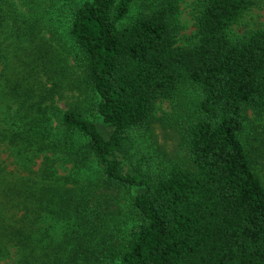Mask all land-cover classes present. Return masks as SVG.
Returning <instances> with one entry per match:
<instances>
[{
	"label": "trees",
	"instance_id": "obj_1",
	"mask_svg": "<svg viewBox=\"0 0 264 264\" xmlns=\"http://www.w3.org/2000/svg\"><path fill=\"white\" fill-rule=\"evenodd\" d=\"M149 1L85 0L70 18L84 81L98 97L92 109L111 127L105 135L84 107L45 102L50 94L37 87L41 70L30 65L34 59L24 62L29 69L7 76L22 35L39 46L35 59L44 58L45 37L37 36L45 15L38 10L18 21L12 2L0 0V144L14 147L18 157L62 151L71 156L72 172L93 157L104 187L137 189L132 202L139 222L108 246L110 260L86 255L90 264H264V182L243 138L249 111L264 117V27L232 31L253 0H203L189 46L178 43L180 0ZM138 4L148 10L129 21ZM9 24L10 35L3 30ZM160 99L170 100L175 112L157 117ZM157 120L176 124L185 155L151 173L139 169L133 147ZM4 168L0 161V184ZM54 174L47 170L42 178ZM91 190L44 183L31 196L70 213L88 240L99 217Z\"/></svg>",
	"mask_w": 264,
	"mask_h": 264
},
{
	"label": "rangeland",
	"instance_id": "obj_2",
	"mask_svg": "<svg viewBox=\"0 0 264 264\" xmlns=\"http://www.w3.org/2000/svg\"><path fill=\"white\" fill-rule=\"evenodd\" d=\"M10 1V9L15 8L13 14H16L18 21L26 16L30 19L38 10L44 13L45 25H42L37 37L44 36L45 39H42L44 58L35 59L39 46L23 35L18 37L16 41L20 49L12 48L10 57L13 61L11 68L6 69L7 76L11 77L15 68L17 71L25 67L29 69L24 62L34 59L30 65L35 64L41 70L37 87L44 85V90L50 94L45 102H53L62 109L84 107L88 111L86 114L108 135L111 127L92 109V103L98 97L92 86L84 81L82 70L85 60L69 33L70 18L85 0H33L34 4L31 0ZM157 2L150 0L149 5ZM202 6L203 0L179 1L178 11L174 15L179 44L189 46L195 42L196 21ZM147 10L148 6H134L128 20ZM10 24L3 28L9 35ZM258 27H264V0H253V5L232 26V31L243 33ZM20 33L24 34V31ZM10 39L16 38L10 36ZM6 97L9 104L8 94ZM173 112L175 110L170 100L160 99L156 102L157 117H165ZM249 115L244 143L255 170L264 182V117L257 119L251 110ZM53 125L57 126L56 121ZM56 129L51 127L52 132ZM79 146L76 144L72 149L77 150ZM13 148L0 144V161L5 165L1 176L3 183L0 184V264H90V257L85 260L86 255H94L98 262L110 260L106 255L108 246L125 239L130 228L139 222V213L132 202L137 189L133 188L127 194L104 187L102 168L93 157L87 160L82 169L72 172L71 156L62 151L41 152L29 158L26 155L16 156L12 153ZM133 148L139 169L151 173L172 163H181L185 155L176 124L161 120L154 121L149 135L137 138ZM45 154L49 155L46 161ZM47 170L55 171V174L50 179H43ZM68 174L73 180H65L64 176ZM66 182L80 190L96 191L92 202L99 210V217L96 219V232L88 240H85L84 229L70 213L61 214L57 206L51 209L46 200L31 196V190H39L44 183Z\"/></svg>",
	"mask_w": 264,
	"mask_h": 264
}]
</instances>
